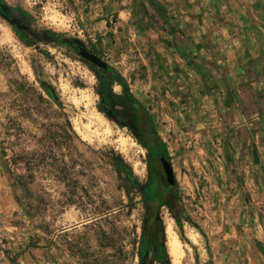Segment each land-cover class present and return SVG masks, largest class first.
<instances>
[{"label": "rangeland", "instance_id": "374dc122", "mask_svg": "<svg viewBox=\"0 0 264 264\" xmlns=\"http://www.w3.org/2000/svg\"><path fill=\"white\" fill-rule=\"evenodd\" d=\"M2 1L25 12L35 33L81 41L148 108L191 219L179 230L160 210L171 264H264V203L248 182V160L225 156L187 107L191 76L175 39L187 20L169 12L181 0ZM28 40L0 17V256L9 264H137L145 211L115 163L142 184L147 152L99 111L97 78L75 50Z\"/></svg>", "mask_w": 264, "mask_h": 264}, {"label": "crops", "instance_id": "0c3cea01", "mask_svg": "<svg viewBox=\"0 0 264 264\" xmlns=\"http://www.w3.org/2000/svg\"><path fill=\"white\" fill-rule=\"evenodd\" d=\"M219 1L181 0L169 10L187 20L175 37L191 76L187 107L198 130L221 141L225 156L248 160V182L264 203V6ZM0 264L9 262L0 256Z\"/></svg>", "mask_w": 264, "mask_h": 264}, {"label": "trees", "instance_id": "16d2710c", "mask_svg": "<svg viewBox=\"0 0 264 264\" xmlns=\"http://www.w3.org/2000/svg\"><path fill=\"white\" fill-rule=\"evenodd\" d=\"M0 17L7 19L15 35L25 44H29L28 36L40 42H56L69 45L78 52L86 49L84 44L77 39H61L58 33L46 31L37 34L27 25L29 16L22 10H15L0 0ZM183 57V55H179ZM94 72L97 81V95L100 98L99 111L108 120L115 122L120 128H127L132 133L137 143L147 152L148 178L144 183H139L132 170L121 160H117V172L124 175L128 183L141 194V204L144 208V217L141 225V236L137 247V264H171L167 253L166 236L160 210L166 208L170 217L182 230L183 223H191V219L184 210L176 181L169 185L163 177L161 158L168 161L166 145L159 136L153 117L149 110L130 91L126 79L109 65L106 69H96L85 61ZM113 85L121 89L120 94L113 92ZM48 96L52 98V94Z\"/></svg>", "mask_w": 264, "mask_h": 264}, {"label": "water", "instance_id": "95a60500", "mask_svg": "<svg viewBox=\"0 0 264 264\" xmlns=\"http://www.w3.org/2000/svg\"><path fill=\"white\" fill-rule=\"evenodd\" d=\"M5 21L10 25L13 24V22L8 21L5 19ZM78 55L81 59L91 64L96 69H106L107 64L104 63L99 57L89 52L87 49H81L78 52ZM161 169L165 176V179L169 185H174L175 183V177L173 174V169L171 167V164L169 161H167L164 158H161Z\"/></svg>", "mask_w": 264, "mask_h": 264}, {"label": "flooded vegetation", "instance_id": "af4514ba", "mask_svg": "<svg viewBox=\"0 0 264 264\" xmlns=\"http://www.w3.org/2000/svg\"><path fill=\"white\" fill-rule=\"evenodd\" d=\"M163 173V172H162ZM164 175V174H163Z\"/></svg>", "mask_w": 264, "mask_h": 264}]
</instances>
